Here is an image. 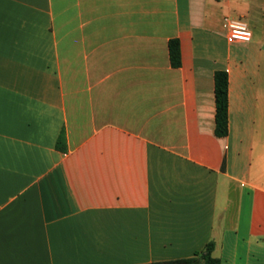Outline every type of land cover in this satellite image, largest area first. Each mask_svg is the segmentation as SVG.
I'll list each match as a JSON object with an SVG mask.
<instances>
[{"label":"crops","instance_id":"1","mask_svg":"<svg viewBox=\"0 0 264 264\" xmlns=\"http://www.w3.org/2000/svg\"><path fill=\"white\" fill-rule=\"evenodd\" d=\"M211 242L221 264H264V0H0V264L164 263Z\"/></svg>","mask_w":264,"mask_h":264},{"label":"trees","instance_id":"2","mask_svg":"<svg viewBox=\"0 0 264 264\" xmlns=\"http://www.w3.org/2000/svg\"><path fill=\"white\" fill-rule=\"evenodd\" d=\"M169 50L172 65L174 67H180V42L178 40H172L169 43ZM215 96L216 135L218 137H225L229 131V76L225 71H218L215 75ZM215 247V243L211 242L192 258L153 264H221V260L214 256Z\"/></svg>","mask_w":264,"mask_h":264},{"label":"built area","instance_id":"3","mask_svg":"<svg viewBox=\"0 0 264 264\" xmlns=\"http://www.w3.org/2000/svg\"><path fill=\"white\" fill-rule=\"evenodd\" d=\"M224 27L228 32L230 42L249 43L252 40V32L246 22L231 15L224 17Z\"/></svg>","mask_w":264,"mask_h":264}]
</instances>
